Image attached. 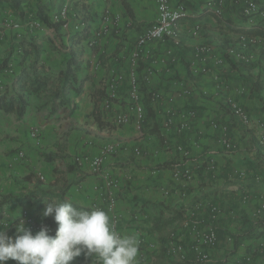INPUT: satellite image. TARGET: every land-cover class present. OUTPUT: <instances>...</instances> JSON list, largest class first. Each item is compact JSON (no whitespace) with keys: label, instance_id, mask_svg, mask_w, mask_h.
<instances>
[{"label":"crops","instance_id":"1","mask_svg":"<svg viewBox=\"0 0 264 264\" xmlns=\"http://www.w3.org/2000/svg\"><path fill=\"white\" fill-rule=\"evenodd\" d=\"M4 1L0 2V94L18 93L15 77L34 61L36 48L38 64L48 69L50 83L40 95L30 97L21 119L0 112V230L8 227L7 234L13 235L20 220L30 228L22 217L26 213L36 226L33 233L47 225L54 234L52 217L41 215L44 203L49 202H70L88 211L97 204L106 210V197L95 187L105 185L104 178L109 177L119 181L116 229L142 242L137 264H264V212L257 214L264 203V145L259 143V135L264 133V52H259L252 64L217 63V58L236 44L241 32L254 27L264 34V6H260L255 25L250 27L241 6H228L222 23L203 11L207 0H169L184 2L188 7L181 44L151 43L137 70L143 93L149 94L154 121L141 130L133 123L122 127L107 124L100 130L91 117L92 96L99 95L103 78L133 70L131 52L138 36L155 20V0H23L18 11ZM65 4L70 14L75 12L87 20L90 37L102 26L104 16L109 18L110 33L95 46L88 45L89 39L78 46L82 53L78 72L83 80L82 92L69 91L67 104L59 105V100L51 101L50 95L59 89V72L68 59L69 35L75 32L78 20L72 17L68 30H55L43 23L40 29L32 30L23 24L39 8L50 17ZM194 23L201 25L198 38L190 34ZM16 24L22 27L16 29ZM54 36H60V46ZM199 42L213 49L210 71L193 75L192 69L199 65L193 50ZM148 70L153 72L151 77L146 75ZM180 87L193 93L189 99H177L178 109L194 111L197 118L190 130L178 132L173 128L162 137L158 115L165 103H152L150 92L172 95ZM228 97L247 111L251 127L230 115L224 103ZM114 110L125 108L115 106ZM213 121L228 122L230 137L237 146L234 152L227 153L219 145L211 127ZM106 147L114 151L104 158L103 174L98 177L91 172L90 160ZM19 152L22 159L17 156ZM79 157L86 159L76 164ZM175 163L190 168L193 179L175 181L171 172ZM214 207L219 208L214 222L217 244L210 260L203 263L196 259L191 230L184 228L183 222L194 213L207 225ZM106 213L112 222L110 212ZM172 244L186 252L185 261L168 253ZM80 261L98 264L92 257L83 256L71 264Z\"/></svg>","mask_w":264,"mask_h":264},{"label":"built area","instance_id":"2","mask_svg":"<svg viewBox=\"0 0 264 264\" xmlns=\"http://www.w3.org/2000/svg\"><path fill=\"white\" fill-rule=\"evenodd\" d=\"M156 2V16L152 24L138 36L132 52H131V66L133 70L129 74H124L122 71L113 72L107 77L103 78L100 83L101 99L98 105V115L100 120L106 124L114 127H122L133 123L138 130L142 129V124L145 119L144 110V93L141 90V84L137 75L139 62L145 58L147 49L151 43H166L170 42L174 46L181 44V27L183 23L189 18L188 7L184 2L171 3L169 0H155ZM241 6V14L246 19L248 26L255 25V16L260 13V6H264V0H207L203 5V11L210 15L215 20L225 22V11L228 6ZM73 18L78 20V24L74 27V31H80L84 24L79 15H73ZM70 21V8L65 4L61 11L49 17V22L53 24H61V27L67 28ZM109 18L104 16L102 18V26L93 33L88 40L89 46H95L100 38L110 33ZM25 28L37 30L42 27V23L34 18L29 17L23 24ZM18 29L22 27L21 24L13 26ZM249 27V28H250ZM201 31V25L194 23L190 28V34L193 38H198ZM264 52V37L250 36L240 33L237 36L236 44L229 46L225 52V56L217 58V63L224 64L226 62L230 65L252 64L259 52ZM213 49L205 43L199 42L194 45L193 56L198 60L199 65L192 69L193 75L205 74L210 71L209 61L212 58ZM153 72L146 71L147 77H151ZM219 80V76L216 78ZM222 85H225L221 82ZM124 86H126L124 88ZM125 89V90H124ZM193 91L183 87L174 90L172 95H167L162 91L150 92V100L152 103L158 105L164 102L165 105L160 107L161 120L159 123L162 137L175 128L178 132H186L191 129L193 122L197 118L194 111H181L178 109L177 99H189ZM158 103V104H157ZM224 103L230 111V115L235 118L240 124L245 127L252 126V119L247 111L238 104L234 99L225 98ZM124 107L125 111H115L114 107ZM159 106V105H158ZM211 127L216 134L219 145L227 152H234L237 148L232 141L229 134L228 122L213 121ZM259 143L264 145V133L259 135ZM114 150L111 147L104 148L99 156L90 160V167L92 174L102 177V164L104 158L112 153ZM185 157L188 152H183ZM17 156L22 159L23 153L19 152ZM86 158H76L75 163L80 164ZM172 177L177 182H189L194 177V172L180 163L173 164L171 168ZM42 179V178H41ZM105 185H98L95 187L96 191L104 194L107 201L106 210L97 204H92V209H101L108 211L111 214V224L113 229L117 231L116 224L118 221L115 214L117 203L116 190L119 189V181L115 178L105 177ZM112 189L111 191H106ZM103 196V195H101ZM243 201H248L247 197ZM264 212V203L261 205L257 214ZM219 208L211 209V221L204 225V220L197 214L191 213L190 218L183 222L184 228H190L193 236L192 249L196 254V259L199 262L206 263L210 260L213 250L216 248L217 235L214 227V222L217 221ZM24 220L29 224L33 231L36 226L26 213L22 214ZM119 233V232H118ZM120 234V233H119ZM140 243V242H139ZM264 245V238L262 240ZM170 255H177L179 260L185 261L187 259L186 252L181 246L172 244L168 250ZM245 261L249 262L250 258L246 257Z\"/></svg>","mask_w":264,"mask_h":264},{"label":"clouds","instance_id":"3","mask_svg":"<svg viewBox=\"0 0 264 264\" xmlns=\"http://www.w3.org/2000/svg\"><path fill=\"white\" fill-rule=\"evenodd\" d=\"M41 215L52 217L54 234L47 225L33 233L23 220L15 224L13 235L7 234L8 227L0 230V264H71L81 256L98 264H137L139 241L116 232L105 211L49 202Z\"/></svg>","mask_w":264,"mask_h":264},{"label":"trees","instance_id":"4","mask_svg":"<svg viewBox=\"0 0 264 264\" xmlns=\"http://www.w3.org/2000/svg\"><path fill=\"white\" fill-rule=\"evenodd\" d=\"M1 1L2 0H0V2ZM22 1L23 0H5L4 2H7V5L14 11H18ZM31 17L39 20L48 27H53L55 30H58L61 27V24H51V22H49V17L42 8H39L33 15L31 14ZM82 23L84 24V27L80 31H75L69 35L68 59L65 63L64 69L59 72V89L54 94L50 95L51 101L54 102L59 100V105L67 104V101H65V96L69 91H74L77 94L82 92L83 80L78 78V72L82 63V53L78 50V46L83 41H86L90 38L89 25L84 17L82 18ZM241 33L250 36L264 37V34L255 30L254 27ZM38 57L39 50L36 48L34 50V61L30 66L23 67L15 77L14 83L18 89V93L15 96H5L0 94V112H3L7 115H15L17 119H21L26 114L30 97L32 95H40L46 90L50 83V75L47 68L38 64ZM141 90L143 92L142 87ZM96 95L97 93L92 96L94 101V111L92 112L91 117L101 130L104 129L103 127H105L107 124H104L98 115V104L101 99L100 92L97 97ZM148 95L144 93L145 119L143 121L142 127H145L147 123H150L152 120L154 121V114L149 107ZM71 109L74 111V107H71ZM150 133H154V131L151 130ZM47 160L51 161L52 159L48 158ZM39 207L40 206L37 208ZM261 234L264 235V231H262ZM79 264H81V261Z\"/></svg>","mask_w":264,"mask_h":264},{"label":"rangeland","instance_id":"5","mask_svg":"<svg viewBox=\"0 0 264 264\" xmlns=\"http://www.w3.org/2000/svg\"><path fill=\"white\" fill-rule=\"evenodd\" d=\"M73 15H76V13L74 12H72V14H70V20L72 19V17H73ZM74 20H77V19H75L74 18ZM77 24V23H76ZM75 24V25H76ZM70 26V25H69ZM68 28V27H67ZM67 28H64V29H66V30H68ZM54 39L56 40V42H57V45L58 46H60V42H61V39H60V36H58V38L56 37V36H54ZM0 60H2L3 61V59H0ZM108 70H110V69H108ZM99 87H100V85H99ZM100 94H101V91H100ZM117 225H118V221H117ZM118 231V230H117ZM142 242H140V244H141Z\"/></svg>","mask_w":264,"mask_h":264}]
</instances>
